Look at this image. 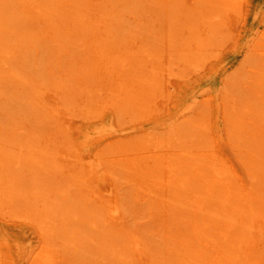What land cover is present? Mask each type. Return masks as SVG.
<instances>
[{
  "label": "bare ground",
  "instance_id": "6f19581e",
  "mask_svg": "<svg viewBox=\"0 0 264 264\" xmlns=\"http://www.w3.org/2000/svg\"><path fill=\"white\" fill-rule=\"evenodd\" d=\"M69 39L87 50L53 107ZM173 66L190 76L170 96ZM12 96L51 119L0 133L7 217L40 240L27 264H70L74 250L92 264H264V0H0V100ZM187 101L192 116H176ZM103 109L125 139L82 160L66 111ZM146 215L152 227L128 223Z\"/></svg>",
  "mask_w": 264,
  "mask_h": 264
},
{
  "label": "rangeland",
  "instance_id": "374dc122",
  "mask_svg": "<svg viewBox=\"0 0 264 264\" xmlns=\"http://www.w3.org/2000/svg\"><path fill=\"white\" fill-rule=\"evenodd\" d=\"M67 43L65 48H63L62 51L58 53V57H62L67 51H71V56L65 57L63 61H61L62 67L59 68L56 64L55 67L51 68L50 71H53L56 73L54 76V82L52 81V84H50L49 88L46 89L44 95L46 96L44 102L49 105L55 107V98L57 97L58 91L55 89V83L60 82L59 80L61 79V73L62 70H64L66 65L68 66H77V67H82L83 66V59L84 57H81V54H86V50L83 46H78L80 42L78 43H73L71 39ZM43 49V48H41ZM45 59V56H43V61ZM180 66H173V68L170 70L169 68L167 70L163 71V80H165L164 77L169 76L171 77V80L169 79L167 83V88L169 89V94L170 96L177 95L181 91L176 90L174 87H172L173 84L177 83V80H184L190 76V72H185V73H179L181 68H178ZM188 71V70H187ZM172 74H177L175 76H172ZM53 76V75H51ZM178 77V79H177ZM53 78V77H51ZM185 79V80H186ZM71 82H67V84H70ZM197 84V83H196ZM209 90L203 92V93H208ZM216 94L220 92V90H216ZM9 102V103H8ZM191 102H181L179 105L181 108H178L175 110L174 114L177 116L179 114H182V109L187 111L186 117L189 116V118L192 116L191 109L190 107ZM76 107V106H75ZM18 108L20 110L19 113H15L14 109ZM30 105L27 102H23L21 100H16L14 96L11 98L3 101L0 100V125H1V130L0 133L4 134L14 131V134H16V130H18L19 124H23L25 126V123L21 121L19 118H23L28 124L31 125V127L34 126L35 122L38 123V125H45V123L51 122L50 118L44 117V118H39L37 116V120H31L28 118V115L31 113L30 111ZM103 109L100 113L95 114V117H86L83 116L80 112H70L69 110L67 112V116L65 117V120L67 123H69V127L71 129H75V136L74 138L77 140L78 145V151L80 153V158L82 160H88L89 161H95L100 155H102V150L108 149L109 145L116 141H122L125 139V136L119 137V132L115 130L117 126H114L112 123L113 119L109 117L111 116V113L108 111H104ZM166 112V109L163 108V114ZM190 112V114L188 113ZM4 113H8L14 118L12 119L10 116H5ZM69 113V114H68ZM182 116V115H180ZM19 117V118H18ZM69 120V122H68ZM133 124H138V121L134 122H128V123H121L119 124L120 126L124 125H129L130 126ZM108 128L112 129V132L109 135H106L105 129L108 130ZM24 129V128H23ZM137 129L130 130L127 134H132V133H137ZM125 134V133H124ZM80 136V137H79ZM2 137V135H0ZM8 139V137H6ZM6 138H0V140L4 141ZM16 138L14 141H19L21 145H25V137L20 136V137H13L11 140ZM89 141V143H88ZM8 142V141H7ZM88 143V144H87ZM12 144V142H8V146ZM32 144V143H31ZM79 144L82 147H79ZM19 155V154H18ZM31 157V155L29 156ZM78 157V158H79ZM28 160V159H27ZM23 176V174H21ZM26 176V174H24ZM45 177V174L43 175V178ZM26 179L24 180V184H26ZM103 182L100 181L97 184H102ZM106 184V183H105ZM0 190H2L0 188ZM3 191V190H2ZM125 192L129 191V188L124 189ZM6 198H4V195L2 198L0 197V236L5 232L1 230L3 227L6 228H11L10 231L7 234L9 236L7 238L5 237H0V264H27L28 259L31 257L30 252L34 251L35 244L40 242L39 238H36L34 236V227L36 226L35 222L30 221L26 219L24 214L22 215H16L13 214L11 217H7L9 214L8 208H7V203L4 201ZM134 201V198H132ZM2 200L5 202L2 203ZM131 201V202H132ZM9 206V205H8ZM115 214V213H114ZM128 223H131L132 225L135 224V222H145L149 223V225H146L147 227H152V221L150 215L142 216L140 218L135 217V219H132V216L128 218ZM28 246L29 249L26 247ZM62 249V247H61ZM89 249H91L89 247ZM74 253V259L77 258L76 261L71 262L70 264H92L89 262V259L95 257V255L92 252H87V257H84V260H81L78 256H75V250L73 251ZM61 257L64 259L67 256V253L65 251H60L56 254L55 258ZM80 260V261H78ZM86 260H88V263H85ZM65 261V260H63ZM70 261H68L69 263ZM65 262L64 264H66Z\"/></svg>",
  "mask_w": 264,
  "mask_h": 264
}]
</instances>
